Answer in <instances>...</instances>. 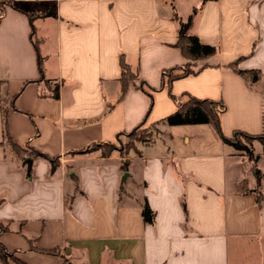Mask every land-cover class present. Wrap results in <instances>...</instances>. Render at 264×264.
<instances>
[{
    "label": "crops",
    "instance_id": "1",
    "mask_svg": "<svg viewBox=\"0 0 264 264\" xmlns=\"http://www.w3.org/2000/svg\"><path fill=\"white\" fill-rule=\"evenodd\" d=\"M195 10L217 52L162 86ZM186 92L225 104L226 137L264 134V0H0V244L25 264H264V145L255 160L212 123L161 122ZM141 124L158 134L125 156L78 152Z\"/></svg>",
    "mask_w": 264,
    "mask_h": 264
},
{
    "label": "trees",
    "instance_id": "2",
    "mask_svg": "<svg viewBox=\"0 0 264 264\" xmlns=\"http://www.w3.org/2000/svg\"><path fill=\"white\" fill-rule=\"evenodd\" d=\"M4 3V2H3ZM18 10L23 11V9L16 4H13ZM197 10H195L186 21H183L181 18H179L177 15L175 16V19L179 22V28H178V42L177 46L181 48L183 53L185 54L186 58L188 59V62L177 66L170 68L168 70L164 71L163 76V85H171V83L179 78H183L186 76H189L191 74H196L199 70L195 68V62L199 59L211 56L217 52V48L213 45L209 44H203L199 37L197 35H193L190 33L191 26L193 24V19L196 14ZM2 15L4 14V4H2ZM42 16H54L55 13L52 11H47L45 14H41ZM31 17V22L33 23V17L34 14L29 15ZM40 16V15H39ZM33 29H35L34 25L32 26ZM239 60H236L234 62H231L228 66L233 68L237 73L242 75L245 79H252V80H258L261 79V72L259 70H243L238 67ZM123 65V76H122V83H123V95L128 87V84L130 81H134L137 79V75L131 71V69L127 66V64L122 61ZM39 65L41 68V72H43L42 68V59L39 60ZM146 83L142 84V87L144 90H146L147 93L151 97H153L152 92L149 90V88L145 87ZM154 90V89H152ZM54 97L59 98V85L56 86L54 89ZM183 97H187V100H183ZM173 98L178 102V110L166 118L162 119L161 122L170 124V125H182V124H199V123H212L218 134L221 136L223 141L233 144L236 148L247 150L249 147L245 145L242 141V139H250V140H259L264 145V134L263 135H256L251 134L245 131L237 130L234 131L233 137L229 138L226 137L223 133L222 125H221V114L226 110V106L222 101H215L211 99H203L198 98L190 93H184L182 97L177 98L173 95ZM144 125L141 124L138 127H136L134 130L125 133L126 135L130 136L131 141L127 144H122L119 148L114 142L107 141L102 142L99 144L91 145L89 148L78 151V152H88L93 150L101 149L103 156H110L114 150L119 149L122 154V156H125L126 153L129 152L130 149L136 147V141H148V137H144V135H140L138 133V130L143 127ZM121 134H119V140ZM10 143L13 147V149L18 153L21 154L24 153L25 150H23L21 147L16 145L12 140H10ZM32 152L36 156H43L45 158H48L53 163V168L56 167V159L50 158L46 154L42 153L41 151L33 149ZM250 157L254 158V152L251 151L249 153ZM25 164H27L28 168V175H31L32 172V163L33 161L31 159H25ZM124 166L127 167V163H124ZM256 170V169H255ZM257 177H258V183L260 184V175L259 171H257ZM260 201V198H258ZM186 208V204H185ZM142 214L145 222L153 223L155 218V213L149 206L147 202L143 205L142 208ZM51 252V251H47ZM54 252V251H53ZM13 253H10L6 247L0 244V259L5 260L7 256H13ZM19 261V260H18ZM21 264H25L21 261Z\"/></svg>",
    "mask_w": 264,
    "mask_h": 264
},
{
    "label": "rangeland",
    "instance_id": "3",
    "mask_svg": "<svg viewBox=\"0 0 264 264\" xmlns=\"http://www.w3.org/2000/svg\"><path fill=\"white\" fill-rule=\"evenodd\" d=\"M187 99H188L187 97H183V100H187ZM138 133L140 135H144V137H148V140H151V139H153L154 136H157V134H158V127L156 125H150L148 127L143 126V127H141L138 130ZM130 141H131L130 136L126 135L125 138H122L121 141H117L115 144L120 148L122 144L130 143ZM242 141H243V143L245 145H247L249 147V149L242 150V151H244L248 156H250L249 153L251 151H253L254 152V158L253 159L257 160V158L259 157L255 153L256 152L255 145L258 144L257 140H250V139H245L244 138V139H242ZM10 146L13 149L12 145H10ZM25 152H29V151H25ZM24 153L22 152L21 155H24ZM28 154L34 155V153L32 151H30ZM18 260L19 259L15 255H13V256H7L5 258V260H1L0 259V264H21V261L20 260L18 261Z\"/></svg>",
    "mask_w": 264,
    "mask_h": 264
}]
</instances>
